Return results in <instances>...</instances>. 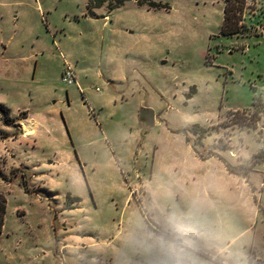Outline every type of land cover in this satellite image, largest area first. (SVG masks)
<instances>
[{
  "label": "rangeland",
  "instance_id": "374dc122",
  "mask_svg": "<svg viewBox=\"0 0 264 264\" xmlns=\"http://www.w3.org/2000/svg\"><path fill=\"white\" fill-rule=\"evenodd\" d=\"M139 2L170 7L128 15L140 51L124 66L145 79L133 102L169 107L170 127H154L143 150L116 124L108 140L96 134L62 81L66 59L85 65L102 45L88 36L97 24L67 20L86 0H0V110L11 117L0 111V264H264V160L245 177L219 158L248 166L264 151V0H249L240 37L221 34L224 0ZM103 82L84 84L99 104Z\"/></svg>",
  "mask_w": 264,
  "mask_h": 264
},
{
  "label": "crops",
  "instance_id": "0c3cea01",
  "mask_svg": "<svg viewBox=\"0 0 264 264\" xmlns=\"http://www.w3.org/2000/svg\"><path fill=\"white\" fill-rule=\"evenodd\" d=\"M112 2L113 0H108L102 7L95 10L96 16L91 17L87 16L86 14L87 5L89 3V0H86L84 12H81L80 15L75 14V17H72V15L67 16L69 24L75 26L77 24H80L82 20H85L87 22H94L95 24H97L96 27L88 31V36L92 37V40H94L95 45H98L99 39L101 38L102 45L100 47V50L98 46L92 48V50H94L95 52V55L93 57H88V60L85 65L78 60L74 63L72 60H70V58L66 59L65 67L67 64H70L74 68L77 76V83L66 85L76 86L79 89L80 93L83 95L82 99L80 100V104L85 113L84 118H86L87 122L91 124V126L96 131V134L108 140L111 134L107 128L112 124H116L122 128L123 135L131 137V139L134 138L135 140H137V138L140 139V147L141 150H143L144 147L147 146V143L153 134L152 129H154V127H161L163 125H166V127H170L169 107L165 108V105H163L162 107L160 105L158 109H153L155 111V125L153 128H147L140 121V109L149 107L143 105V101L134 103L133 100L136 96V90H140L141 93L140 84H143L145 82V79L142 77L141 74L137 73V75H134L136 73V70H134L132 73L130 69L127 70L126 66H124V61L132 53H137V51H140L138 47V41L135 40V31H130L134 28V26L131 24L132 22L128 19V15L131 13L146 14L155 9H150L145 5H140L139 0H131V3H134V5L136 6L135 9H132L133 7H131L130 1H128L123 6L111 10L110 4ZM50 27L51 25L48 26L49 29ZM107 33L110 34L109 41H106L105 38V35ZM115 34L119 35L120 38L122 37L120 43H117L115 41ZM69 38L75 41H83V39H87V37H85L81 33L77 34L74 37L69 36ZM62 42L63 39H59L58 42L56 41V39L54 40V44L59 50L61 48ZM134 42L135 45H132V43ZM41 58L42 57H40V53L35 54V72L37 71L38 64L41 61ZM87 81H104L103 84L110 88V91L108 93H102L100 92V89L97 88V91L100 94L99 96L101 104L94 102L88 96L87 91L89 87L87 88L84 86ZM191 92L192 94H196V87H194ZM261 92L264 95V85H262ZM71 108L72 103L69 102V104L67 105V109L70 110ZM65 121V129L70 131L69 133L71 136V129H73V124L66 117ZM195 126L200 125L196 124ZM145 129L147 131H145ZM181 132L186 133V130H177L175 133ZM64 133L66 134L65 130ZM186 142L190 145L191 149H194L195 152H197V149H200L197 148L195 144H192L191 142L189 143L187 137ZM202 147H204V145ZM158 151L159 147L157 146L152 149L153 159H155V157L157 156ZM76 156L81 165V157H78L77 154ZM214 158H216V156H211L209 159L203 160L208 162ZM226 158L227 159H224L229 163H232L235 160L232 156H227ZM147 159H149V157H147ZM118 165L116 164V166ZM223 165L225 166V164ZM118 168H120L121 172H123V175H125L124 169H122L120 166ZM127 174L130 173H126V175ZM183 177H191L192 181L197 180L196 177H194L188 172H185ZM125 181L127 183V180ZM186 183H189L188 180Z\"/></svg>",
  "mask_w": 264,
  "mask_h": 264
},
{
  "label": "trees",
  "instance_id": "16d2710c",
  "mask_svg": "<svg viewBox=\"0 0 264 264\" xmlns=\"http://www.w3.org/2000/svg\"><path fill=\"white\" fill-rule=\"evenodd\" d=\"M108 0H89V3L87 5V16L94 17L96 16L95 10L102 7ZM131 0H114L112 4H110V9H116L118 7L123 6L126 2ZM140 5H147L144 3H140ZM224 18L221 28V34L223 36H234V35H241L247 32L248 25L245 23V14L247 9L249 8V0H224ZM150 9L155 10H162V9H169L170 7H163V6H155L148 4L147 6ZM260 36V35H257ZM1 112L4 113V117L6 118L7 124H9L11 117L9 115V110L5 107H3ZM241 124V123H238ZM243 126H247L249 128H257L256 123H250V124H241ZM186 134V133H185ZM187 140L190 143V138L187 136ZM219 157V156H218ZM210 157H205L202 159H209ZM220 160L225 164L227 170L231 173L238 174L240 176H247L250 171H252L255 166L257 165V159L261 158L264 160V151L259 153L258 155H255L253 157V163L251 165H240V166H233L229 162H227L223 157H219ZM25 186L26 193H29V189ZM81 202V198H77L76 202ZM76 202H73L75 204ZM7 214V201L5 198L3 200H0V235L3 233V227L5 224V217ZM165 236H169L167 233H164Z\"/></svg>",
  "mask_w": 264,
  "mask_h": 264
},
{
  "label": "water",
  "instance_id": "95a60500",
  "mask_svg": "<svg viewBox=\"0 0 264 264\" xmlns=\"http://www.w3.org/2000/svg\"><path fill=\"white\" fill-rule=\"evenodd\" d=\"M140 121L147 128H153L155 125V111L151 108H141L140 109Z\"/></svg>",
  "mask_w": 264,
  "mask_h": 264
},
{
  "label": "built area",
  "instance_id": "2783aa9c",
  "mask_svg": "<svg viewBox=\"0 0 264 264\" xmlns=\"http://www.w3.org/2000/svg\"><path fill=\"white\" fill-rule=\"evenodd\" d=\"M76 79L77 77L74 68L70 64H67L62 74V81L67 85H71L77 83Z\"/></svg>",
  "mask_w": 264,
  "mask_h": 264
},
{
  "label": "bare ground",
  "instance_id": "6f19581e",
  "mask_svg": "<svg viewBox=\"0 0 264 264\" xmlns=\"http://www.w3.org/2000/svg\"><path fill=\"white\" fill-rule=\"evenodd\" d=\"M29 128V127H28Z\"/></svg>",
  "mask_w": 264,
  "mask_h": 264
}]
</instances>
